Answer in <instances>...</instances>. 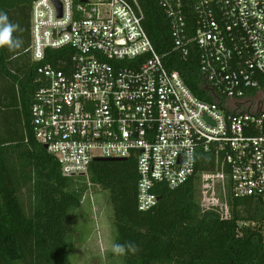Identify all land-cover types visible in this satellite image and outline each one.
Segmentation results:
<instances>
[{
    "label": "built area",
    "instance_id": "2783aa9c",
    "mask_svg": "<svg viewBox=\"0 0 264 264\" xmlns=\"http://www.w3.org/2000/svg\"><path fill=\"white\" fill-rule=\"evenodd\" d=\"M158 2L174 50H199L213 101L167 67L137 0H34L27 51L38 64L37 141L65 176L87 174L96 158L135 157L141 211L159 202L157 182L174 189L196 174L200 148L218 163L198 174L205 188L220 183L229 200L264 204V0Z\"/></svg>",
    "mask_w": 264,
    "mask_h": 264
},
{
    "label": "trees",
    "instance_id": "16d2710c",
    "mask_svg": "<svg viewBox=\"0 0 264 264\" xmlns=\"http://www.w3.org/2000/svg\"><path fill=\"white\" fill-rule=\"evenodd\" d=\"M137 1L147 33L167 67L178 70L195 95L213 101L201 71L199 50L193 47L186 57L174 50L169 20L158 0ZM33 2L0 0V14H7V22L16 26L9 42L0 45V86L2 78L11 84L23 123L21 135L16 119L3 116L6 110L2 107L7 103L1 104L0 264H73L74 218L92 183L109 192L114 245L131 242L136 246L135 253L126 251L123 264H264L261 201L253 197L231 199L228 218L215 211L203 212L197 202V176L217 167L214 151L197 150L196 174L179 187L171 189L157 182L153 189L160 200L146 211L138 209L135 157L94 161L87 174L63 175L58 160L37 141L31 124L38 66L27 51ZM49 61L52 59L45 62ZM261 79L264 89V74ZM252 221L261 225H245Z\"/></svg>",
    "mask_w": 264,
    "mask_h": 264
},
{
    "label": "rangeland",
    "instance_id": "374dc122",
    "mask_svg": "<svg viewBox=\"0 0 264 264\" xmlns=\"http://www.w3.org/2000/svg\"><path fill=\"white\" fill-rule=\"evenodd\" d=\"M263 96L264 90L259 93V98ZM206 185L200 178L196 180V199L202 211L231 215L232 206L224 194L223 185L215 182L213 187L205 188ZM90 187L74 218L77 232L71 260L73 264H123L124 254L117 255L112 251L116 231L109 192L94 183ZM207 198H211V204H208ZM24 200L29 206L27 194Z\"/></svg>",
    "mask_w": 264,
    "mask_h": 264
},
{
    "label": "crops",
    "instance_id": "0c3cea01",
    "mask_svg": "<svg viewBox=\"0 0 264 264\" xmlns=\"http://www.w3.org/2000/svg\"><path fill=\"white\" fill-rule=\"evenodd\" d=\"M2 78V77H1ZM3 82H1L2 86H0V106L4 102L7 103L8 106L2 107L3 110H6V113H3L5 117H12L16 119L18 131L22 135L23 132V123H22V112L21 109L15 107V101L13 100V90L11 84L8 82L7 79L2 78ZM1 114V113H0ZM2 115V114H1Z\"/></svg>",
    "mask_w": 264,
    "mask_h": 264
},
{
    "label": "clouds",
    "instance_id": "9594fccd",
    "mask_svg": "<svg viewBox=\"0 0 264 264\" xmlns=\"http://www.w3.org/2000/svg\"><path fill=\"white\" fill-rule=\"evenodd\" d=\"M7 19V14H0V25H2V27H0V45L9 42V38L16 27L10 22H7ZM16 43L19 44L20 42L17 41ZM136 250V246L131 242L127 244H115L112 248V251L117 255H123L126 251L135 253Z\"/></svg>",
    "mask_w": 264,
    "mask_h": 264
},
{
    "label": "water",
    "instance_id": "95a60500",
    "mask_svg": "<svg viewBox=\"0 0 264 264\" xmlns=\"http://www.w3.org/2000/svg\"><path fill=\"white\" fill-rule=\"evenodd\" d=\"M43 147L47 149V145L44 144ZM126 158H96L95 161H124ZM160 200V197H159Z\"/></svg>",
    "mask_w": 264,
    "mask_h": 264
}]
</instances>
